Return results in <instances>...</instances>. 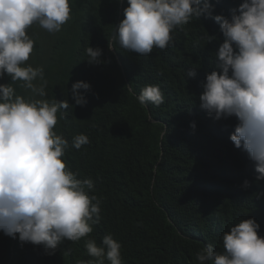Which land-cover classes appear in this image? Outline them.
<instances>
[{"label": "trees", "instance_id": "1", "mask_svg": "<svg viewBox=\"0 0 264 264\" xmlns=\"http://www.w3.org/2000/svg\"><path fill=\"white\" fill-rule=\"evenodd\" d=\"M209 2L213 15L228 17L242 0ZM69 4L70 19L60 32L50 34L35 24L27 30L34 49L26 64L43 68L46 96H35L20 81L13 87L25 99L74 105L71 85L90 84L89 91L79 90L87 104L58 112L54 131L68 141L63 157L68 169L93 180L89 195L100 200L101 218L92 233L64 240L53 255L0 232V264L93 261L85 241L99 245L107 234L121 244L123 264H197L201 249L212 245L222 253L223 233L249 218L264 237V181L255 182L247 153L229 139L235 117L215 120L199 108L201 84L223 42L219 25L203 15L193 17L171 33L168 47L140 56L118 45L108 48L126 0ZM88 46L102 49L101 63L87 62ZM188 70L196 72L194 78H186ZM7 83L10 77L0 78V84ZM146 85L159 86L161 105L137 101ZM78 134L89 138L80 150L72 147Z\"/></svg>", "mask_w": 264, "mask_h": 264}, {"label": "clouds", "instance_id": "2", "mask_svg": "<svg viewBox=\"0 0 264 264\" xmlns=\"http://www.w3.org/2000/svg\"><path fill=\"white\" fill-rule=\"evenodd\" d=\"M123 19L113 32L109 50L116 45L140 56L153 48L168 47L171 33L203 15L219 25L223 36L213 70L201 84L199 108L215 120L235 117L237 123L229 139L236 149L247 153L256 173L255 182L264 181V0H242L229 16L213 15L209 0H126ZM69 0H0V232L21 244L42 246L53 255L64 241H79L93 232L101 216L100 200L89 195L91 178L83 180L63 160L69 144L54 131L57 113L85 106L90 84L71 85L74 105L67 100L25 99L13 84L35 96L45 97L47 81L42 67L26 64L34 49L27 30L38 25L50 34L61 31L70 19ZM89 64L101 63L102 49H85ZM186 78L196 72L188 70ZM39 80L36 84L34 81ZM141 105L159 106L164 95L158 85H146L136 97ZM190 127L194 130L195 123ZM89 143L85 134L73 137L72 147L80 150ZM249 181L243 182L248 187ZM258 198L261 194H257ZM252 218L240 220L222 235L224 251L207 245L197 255V264H264V237ZM93 261L78 264H123L121 244L107 234L101 244L85 241Z\"/></svg>", "mask_w": 264, "mask_h": 264}, {"label": "rangeland", "instance_id": "3", "mask_svg": "<svg viewBox=\"0 0 264 264\" xmlns=\"http://www.w3.org/2000/svg\"><path fill=\"white\" fill-rule=\"evenodd\" d=\"M27 33H29V34H30V31H28ZM27 33H26V34H27ZM29 34H28V35H29Z\"/></svg>", "mask_w": 264, "mask_h": 264}]
</instances>
